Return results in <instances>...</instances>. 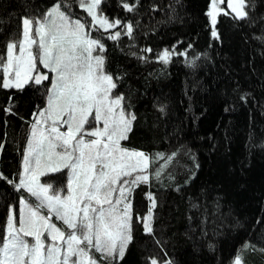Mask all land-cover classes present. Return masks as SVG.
<instances>
[{
	"label": "trees",
	"instance_id": "1",
	"mask_svg": "<svg viewBox=\"0 0 264 264\" xmlns=\"http://www.w3.org/2000/svg\"><path fill=\"white\" fill-rule=\"evenodd\" d=\"M56 2L0 0V55L6 59V43L19 39L22 18L40 17ZM68 3L89 25L85 11ZM210 3L102 0L100 12L131 24L132 35L119 26L91 30L105 47V70L120 77L114 94L123 93L136 116L122 145L152 157L176 153L170 162L154 159L150 174L167 163L160 179L152 175L133 192V240L119 264H232L238 253L243 264H264V0H251L245 20L218 15L219 39L211 36ZM117 31V40L107 39ZM165 49L185 55L165 65L157 55ZM49 81L23 91L0 87V175L7 178L0 179V238L9 208L17 215L20 199L30 197L14 184ZM148 193L157 202L152 234L135 219L147 214Z\"/></svg>",
	"mask_w": 264,
	"mask_h": 264
},
{
	"label": "snow or ice",
	"instance_id": "2",
	"mask_svg": "<svg viewBox=\"0 0 264 264\" xmlns=\"http://www.w3.org/2000/svg\"><path fill=\"white\" fill-rule=\"evenodd\" d=\"M75 2L91 17L90 26L98 25L104 31L119 26L126 28L124 34L132 35L131 24L123 25L119 19L110 22L100 12L102 0ZM225 2L231 12L221 7ZM250 4L251 0H211L206 15L212 38L219 39L215 27L218 15L234 13L233 20H245ZM64 7L65 0H57L40 17L22 18V38L6 43V60L0 55V87L4 89L23 91L26 85L51 80L46 106L33 113L35 120L23 153L19 183L7 180L38 203L33 207L22 198L18 219L9 208L0 238V264H119L133 240V192L148 184L152 175L160 179L167 163L150 174L154 159L170 162L176 155L165 158L157 153L152 157L122 146L136 116L127 110L123 93L114 95L120 77L114 79L105 70V47L86 31L88 22L72 19L62 10ZM134 7L123 3L128 12ZM120 36L117 31L107 39ZM177 54L185 55L168 49L157 55L167 65ZM38 65L47 69L51 78ZM64 170L66 195H61L63 189L53 192L52 184L41 183L40 177ZM0 179L7 178L0 175ZM147 199V214L135 219L146 234H152L157 202L151 193ZM42 209H47L46 215L41 214ZM53 217L62 222V227L52 222ZM150 264H158L157 259L152 258ZM233 264H243L239 253Z\"/></svg>",
	"mask_w": 264,
	"mask_h": 264
},
{
	"label": "rangeland",
	"instance_id": "3",
	"mask_svg": "<svg viewBox=\"0 0 264 264\" xmlns=\"http://www.w3.org/2000/svg\"><path fill=\"white\" fill-rule=\"evenodd\" d=\"M71 1H75V0H71ZM75 4H76V6L79 8V9H81L80 7H79V4H78V2H75ZM223 4V6L225 7V10H227V11H229V12H231V10L230 9H228L227 8V3L225 2V3H222ZM222 4H221V7H222ZM62 10H64L67 14H69L70 16H71V18L72 19H80L79 17H78V14H76V12H75V9H74V6H73V4H71V3H68L67 5L65 4V7L64 8H62ZM81 10H83V9H81ZM84 11V10H83ZM85 14H87L86 12H85ZM232 14H234V13H232ZM89 17V16H88ZM81 20V19H80ZM81 22L83 23V21L81 20ZM90 22H91V17H89V26H88V28L86 27V31H90L91 32V30H93L94 28H97V27H99L98 25L97 26H95V27H92V26H90ZM212 26V25H211ZM20 38H22V32H21V35H20V37H19V39ZM92 38V37H91ZM38 39V38H37ZM6 58H7V56H6ZM6 60V59H5ZM42 66V65H41ZM43 67V66H42ZM47 70V69H46ZM48 71V70H47ZM0 76H1V78H2V81H3V75H2V71H0ZM51 76H52V74H50V78H51ZM49 87L51 86V80L49 81ZM115 95V94H114ZM50 123V122H49ZM101 127H102V125H101ZM61 131H66V128H62L61 129ZM86 139H89L88 137H86ZM123 146V145H122ZM124 147V146H123ZM134 150V149H133ZM63 172V175L62 176H58V177H56V178H52V179H46V180H44L43 178L45 177V176H47V175H51V174H57V173H51V172H49L47 175H45V176H42V177H40V181H41V183H44V184H52L53 185V192H55V191H59V190H61V189H63L64 191L63 192H61V195H66L67 194V192H66V185H67V170H64V171H62ZM63 177H65V179L63 178ZM26 192V191H25ZM50 194H53L52 192H50ZM23 198V197H22ZM21 198V199H22ZM20 199V200H21ZM23 199H25L28 203H29V205H31V206H35L36 205V203H38L36 200H35V198L34 197H27V198H23ZM20 201H19V204H18V208H17V219H18V216H19V212H20ZM41 214H47V209H42L41 210ZM52 222H54V223H56V225L58 226V227H62V222L61 221H56L55 220V218L53 217L52 218ZM30 239V238H29ZM50 242V241H49ZM233 264V263H232Z\"/></svg>",
	"mask_w": 264,
	"mask_h": 264
},
{
	"label": "water",
	"instance_id": "4",
	"mask_svg": "<svg viewBox=\"0 0 264 264\" xmlns=\"http://www.w3.org/2000/svg\"><path fill=\"white\" fill-rule=\"evenodd\" d=\"M44 73H46V72H44Z\"/></svg>",
	"mask_w": 264,
	"mask_h": 264
}]
</instances>
